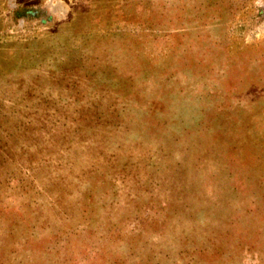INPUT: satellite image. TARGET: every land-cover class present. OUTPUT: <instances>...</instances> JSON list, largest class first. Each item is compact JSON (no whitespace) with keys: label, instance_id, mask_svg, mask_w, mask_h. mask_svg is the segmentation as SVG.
<instances>
[{"label":"rangeland","instance_id":"1","mask_svg":"<svg viewBox=\"0 0 264 264\" xmlns=\"http://www.w3.org/2000/svg\"><path fill=\"white\" fill-rule=\"evenodd\" d=\"M0 264H264V0H0Z\"/></svg>","mask_w":264,"mask_h":264}]
</instances>
